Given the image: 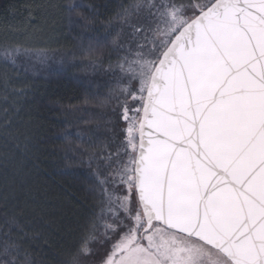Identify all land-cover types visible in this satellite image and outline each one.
<instances>
[{"label":"snow or ice","instance_id":"6c2138e0","mask_svg":"<svg viewBox=\"0 0 264 264\" xmlns=\"http://www.w3.org/2000/svg\"><path fill=\"white\" fill-rule=\"evenodd\" d=\"M117 16L118 131L87 155L99 211L63 264H264V0H131ZM5 226L0 264H35Z\"/></svg>","mask_w":264,"mask_h":264},{"label":"trees","instance_id":"16d2710c","mask_svg":"<svg viewBox=\"0 0 264 264\" xmlns=\"http://www.w3.org/2000/svg\"><path fill=\"white\" fill-rule=\"evenodd\" d=\"M130 2L0 0V46L29 50L15 66L0 62V124L10 119L9 131L27 136L13 140L0 129V229L16 217L23 231L12 235L35 264H63L99 211L87 155L110 139L109 129L117 131L115 102H107L115 86L109 68L117 59L113 39L122 27L128 31L117 13Z\"/></svg>","mask_w":264,"mask_h":264},{"label":"rangeland","instance_id":"374dc122","mask_svg":"<svg viewBox=\"0 0 264 264\" xmlns=\"http://www.w3.org/2000/svg\"><path fill=\"white\" fill-rule=\"evenodd\" d=\"M116 63V62H115ZM115 63L112 65V68H109V70L110 71H113L112 69H114V67H115ZM117 79V77L115 76V78H114V81ZM116 87V84H115V86H114V88ZM121 127H123V125L121 124L120 125ZM117 131H118V128H117ZM93 256H90V257H88V259L85 261L86 262V264H100V256H99V258H97V260H95L94 258H92Z\"/></svg>","mask_w":264,"mask_h":264}]
</instances>
